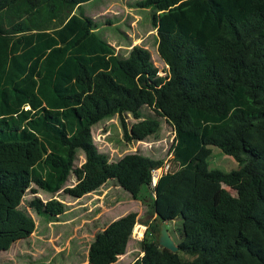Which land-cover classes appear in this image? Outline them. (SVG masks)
<instances>
[{
  "label": "trees",
  "instance_id": "1",
  "mask_svg": "<svg viewBox=\"0 0 264 264\" xmlns=\"http://www.w3.org/2000/svg\"><path fill=\"white\" fill-rule=\"evenodd\" d=\"M85 1L0 0V251L34 228L25 194L24 206L54 217L66 209L58 194L111 178L133 198L151 193L128 264H264V0H132L149 11L163 74L143 44L115 48L98 33ZM113 115L126 141L171 126L170 168L153 186L161 159L97 149L91 127ZM210 145L244 159L209 168ZM175 217L171 251L157 236ZM136 221L127 211L96 231L84 264L113 262Z\"/></svg>",
  "mask_w": 264,
  "mask_h": 264
},
{
  "label": "rangeland",
  "instance_id": "2",
  "mask_svg": "<svg viewBox=\"0 0 264 264\" xmlns=\"http://www.w3.org/2000/svg\"><path fill=\"white\" fill-rule=\"evenodd\" d=\"M131 1L87 0L81 4L80 10L85 14L96 16L100 23L98 33L106 39H114L111 41H115V44L117 40L121 44L131 40L132 43L140 42L146 46L150 51L153 63L157 66L158 74H163L166 66L156 51L155 31L150 28L149 11L130 6ZM105 18L111 19L113 23H102ZM134 20L135 26H130L131 21ZM147 29L149 30L144 35ZM138 32L140 35L136 37ZM124 33L127 35L126 38ZM126 120L130 122L132 118L126 117ZM91 135L97 149L106 152L111 160L116 159L124 152L134 150L157 157L162 161L170 159L173 131L167 122H161L160 135L157 139L144 140L150 141L149 146L143 141L122 139L116 115L96 122L91 127ZM209 147L210 152L207 156L209 168L228 171L236 168L244 159L242 154L237 155L223 147L214 145ZM221 188L230 194H235V191L225 184H221ZM39 196L46 198L48 195L39 193ZM23 197H28V194ZM58 197L66 203V210L52 218L47 217L44 212L37 213L24 206L23 198L19 206L26 208L32 216L34 229L27 237L15 240L6 250L0 252V264H84L86 262L85 248L92 240L93 234L111 219L127 211H135L137 221L132 227L125 251L108 264H128L141 254L139 240L146 231L144 223L152 221L151 193L149 191H141L136 198H133L113 179L108 178L96 190L87 192L80 197L74 198L66 194H58ZM178 224H180V217L166 222L167 231L173 240L177 238L175 228ZM178 252L186 256L185 253Z\"/></svg>",
  "mask_w": 264,
  "mask_h": 264
},
{
  "label": "water",
  "instance_id": "3",
  "mask_svg": "<svg viewBox=\"0 0 264 264\" xmlns=\"http://www.w3.org/2000/svg\"><path fill=\"white\" fill-rule=\"evenodd\" d=\"M166 222L167 220H162L159 222L157 243L159 246L165 247L171 251H175L177 249V245L167 231Z\"/></svg>",
  "mask_w": 264,
  "mask_h": 264
},
{
  "label": "built area",
  "instance_id": "4",
  "mask_svg": "<svg viewBox=\"0 0 264 264\" xmlns=\"http://www.w3.org/2000/svg\"><path fill=\"white\" fill-rule=\"evenodd\" d=\"M136 141H143L148 146L150 144V141H144V140H136ZM170 168V161L169 159H164L157 167H154L151 169V176H150V186H153L156 182L157 177L161 174L169 170Z\"/></svg>",
  "mask_w": 264,
  "mask_h": 264
},
{
  "label": "crops",
  "instance_id": "5",
  "mask_svg": "<svg viewBox=\"0 0 264 264\" xmlns=\"http://www.w3.org/2000/svg\"><path fill=\"white\" fill-rule=\"evenodd\" d=\"M81 4H82V3H81ZM81 4H80V6H81ZM84 14H85V13H84ZM100 14H101V13H100ZM87 15H89V14H87ZM89 16H92V17L96 18L97 20H99L96 16H93V15H89ZM135 20H136V19H135ZM135 20H134V21H131L130 26H133V27L135 26ZM102 23H113V22H112L111 19H106V18H105V20L102 21ZM148 30H149V29H147V30L145 31L144 35L147 34ZM134 32H135V31H134ZM139 35H140V33L138 32L136 37H138ZM126 37H127V36H125V38H126ZM108 38H109V37H108ZM128 38H129V37H128ZM109 39H110V38H109ZM109 39H106V40H107L109 43H111L112 45H114L115 48H117V47H119V46H120V47H124V46H126V45H125L126 43H125V44H121V43L117 40V41H116L117 43L115 44V43H114L115 41L112 42L114 39H112V38H111L110 40H109ZM111 40H112V41H111ZM132 40H133V38H132ZM138 40H140V38H138ZM129 42L132 44L131 40H130ZM137 43H140V42H137ZM128 46H129V45H127V47H128ZM65 210H66V209H65ZM65 210H64V211H65ZM62 213H63V212H62ZM59 215H60V214H59ZM49 218H52V217H49ZM33 229H34V228H33ZM17 240H18V239H17ZM86 250H87V247L85 248V252H86ZM2 251H3V250H2ZM0 252H1V251H0Z\"/></svg>",
  "mask_w": 264,
  "mask_h": 264
}]
</instances>
